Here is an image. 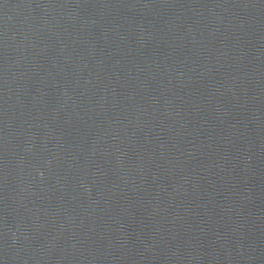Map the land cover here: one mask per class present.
<instances>
[{
  "label": "water",
  "instance_id": "1",
  "mask_svg": "<svg viewBox=\"0 0 264 264\" xmlns=\"http://www.w3.org/2000/svg\"><path fill=\"white\" fill-rule=\"evenodd\" d=\"M0 264H264V0H0Z\"/></svg>",
  "mask_w": 264,
  "mask_h": 264
}]
</instances>
